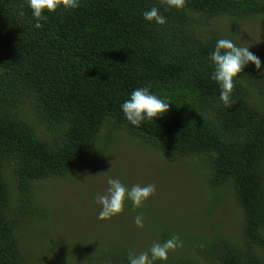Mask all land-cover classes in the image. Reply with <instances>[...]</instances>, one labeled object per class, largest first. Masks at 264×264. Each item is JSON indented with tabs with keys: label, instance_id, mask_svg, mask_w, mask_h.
<instances>
[{
	"label": "trees",
	"instance_id": "1",
	"mask_svg": "<svg viewBox=\"0 0 264 264\" xmlns=\"http://www.w3.org/2000/svg\"><path fill=\"white\" fill-rule=\"evenodd\" d=\"M153 6L166 24L144 20ZM44 14L35 29L27 0H0V264H29L24 228L46 213L35 185L68 176L97 153L104 131L200 164L207 186L231 191L241 209L237 245L162 225L153 243L175 234L204 260L169 252L155 264H264V91L258 100L250 88L264 85V72L249 63L226 107L209 78L218 39L200 31L216 18H263L264 0H186L179 10L162 0H81L78 9ZM149 83L169 110L132 126L120 104ZM91 249L104 264H128L136 253L123 243Z\"/></svg>",
	"mask_w": 264,
	"mask_h": 264
},
{
	"label": "rangeland",
	"instance_id": "2",
	"mask_svg": "<svg viewBox=\"0 0 264 264\" xmlns=\"http://www.w3.org/2000/svg\"><path fill=\"white\" fill-rule=\"evenodd\" d=\"M204 28L212 37L231 39L238 46L249 47L261 60L258 70H264V17H221L202 24L200 31ZM250 88L252 96L259 100L264 85ZM29 120L40 130L33 116L29 115ZM99 143L97 153L83 160L68 176L35 185L36 198L46 213L24 228L22 242L30 257L29 264H104L86 248L93 249L105 242L106 248L123 243L133 247L138 255L151 247L152 238L161 232L162 225L176 229L178 234L188 232L195 238L222 235L235 245L240 243L239 205L231 191H212L207 186V175L200 164L140 145L121 131L109 134L104 131ZM109 177L129 186L154 183L156 192L141 207L134 209L131 201H126L120 214L102 220L98 218L101 206L95 197L106 194ZM11 189L13 193L16 191L13 184ZM138 214L143 215V227L147 225L148 231L134 223ZM196 250L195 243L189 249L182 241V246L169 252L204 260L196 255ZM259 255L264 258V250ZM87 256L90 259L85 260Z\"/></svg>",
	"mask_w": 264,
	"mask_h": 264
},
{
	"label": "clouds",
	"instance_id": "3",
	"mask_svg": "<svg viewBox=\"0 0 264 264\" xmlns=\"http://www.w3.org/2000/svg\"><path fill=\"white\" fill-rule=\"evenodd\" d=\"M162 2L167 7L177 10L184 8L186 4V0H162ZM80 6L81 0H27V7L31 9L35 21L33 24L35 29H40L42 27L41 21L47 20L45 12L52 13L58 9L75 10ZM142 16L144 20L157 25H164L167 22V18L156 6L144 10ZM209 58L213 65V71L209 78L219 86V101L226 107L234 102L232 92L235 86L234 79L238 74L249 63L254 65L256 69L261 68L260 58L252 53L249 47L238 46L231 39L226 38L216 41ZM169 107L170 102L167 98H162L151 91L150 83L134 88L129 93L128 98L120 104V110L125 120L135 127H139L146 120L153 121V118L162 116L169 110ZM107 184L106 194L95 197V202L101 206L98 218L102 220L120 214L126 201H131L134 209L141 207L156 192L154 183L129 186L118 178L109 177ZM134 223L138 227H143V215H136ZM180 246H182V241L178 235L174 234L163 243H153L147 251L138 255L129 252L127 261L128 264H155L157 260L166 262L169 250Z\"/></svg>",
	"mask_w": 264,
	"mask_h": 264
}]
</instances>
